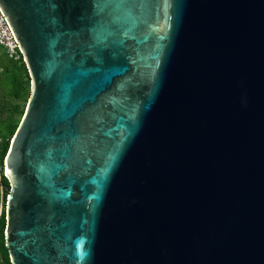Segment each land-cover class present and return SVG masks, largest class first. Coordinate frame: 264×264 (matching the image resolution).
<instances>
[{
    "label": "water",
    "instance_id": "water-1",
    "mask_svg": "<svg viewBox=\"0 0 264 264\" xmlns=\"http://www.w3.org/2000/svg\"><path fill=\"white\" fill-rule=\"evenodd\" d=\"M102 2L0 0L10 263L264 264V0Z\"/></svg>",
    "mask_w": 264,
    "mask_h": 264
},
{
    "label": "trees",
    "instance_id": "trees-1",
    "mask_svg": "<svg viewBox=\"0 0 264 264\" xmlns=\"http://www.w3.org/2000/svg\"><path fill=\"white\" fill-rule=\"evenodd\" d=\"M30 77L22 55L9 57L0 46V264H11L5 245V205L10 184L4 175V160L25 113Z\"/></svg>",
    "mask_w": 264,
    "mask_h": 264
},
{
    "label": "built area",
    "instance_id": "built-area-1",
    "mask_svg": "<svg viewBox=\"0 0 264 264\" xmlns=\"http://www.w3.org/2000/svg\"><path fill=\"white\" fill-rule=\"evenodd\" d=\"M0 46L6 50L9 57L19 59L21 56L17 40L0 9Z\"/></svg>",
    "mask_w": 264,
    "mask_h": 264
},
{
    "label": "snow or ice",
    "instance_id": "snow-or-ice-1",
    "mask_svg": "<svg viewBox=\"0 0 264 264\" xmlns=\"http://www.w3.org/2000/svg\"><path fill=\"white\" fill-rule=\"evenodd\" d=\"M92 2L94 3L95 8L97 10V15L98 16H103L104 12L107 9V4L103 3L102 0H92ZM101 5H103V7H101ZM6 176H11V173L10 172H6ZM4 237L5 238L8 237V229H7V227L4 230Z\"/></svg>",
    "mask_w": 264,
    "mask_h": 264
}]
</instances>
